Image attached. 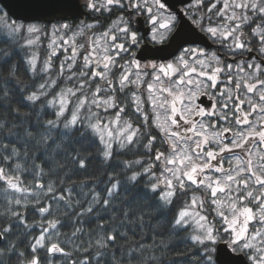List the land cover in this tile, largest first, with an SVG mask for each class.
Here are the masks:
<instances>
[{"label": "snow or ice", "instance_id": "6c2138e0", "mask_svg": "<svg viewBox=\"0 0 264 264\" xmlns=\"http://www.w3.org/2000/svg\"><path fill=\"white\" fill-rule=\"evenodd\" d=\"M0 45V264H264V0H25Z\"/></svg>", "mask_w": 264, "mask_h": 264}, {"label": "trees", "instance_id": "16d2710c", "mask_svg": "<svg viewBox=\"0 0 264 264\" xmlns=\"http://www.w3.org/2000/svg\"><path fill=\"white\" fill-rule=\"evenodd\" d=\"M0 9L3 10V12H6L0 5ZM10 19H12L10 16H9ZM115 18V16L112 17L111 20H109L105 25L104 27H107L112 21L113 19ZM81 20H83L85 23H91L92 22V19L89 17V16H86L85 19H75V20H70V21H67L69 23H72L73 25H79L81 23ZM52 38L51 37H41V41L37 42V46L34 50L38 51L41 55V59L44 58V56L47 54V45L49 43V41L51 40ZM55 39V38H53ZM80 42H82L81 39H79ZM0 47H3V45H0ZM22 79H27L26 77H22ZM84 155L86 156H89L91 158V162L89 164V172L86 174V175H91V174H99L101 171H102V168H103V165H102V162H100L98 159H97V153H96V150L95 149H86L84 152H83ZM177 209H179L180 207H182V203H179L177 204ZM155 223V222H154ZM183 235H186L185 234H181V236H174L172 237V244L177 246L176 249H175V252H173L170 256H169V259H171L172 257H174L176 255V253H182V252H185V251H192V249L190 248H187L186 245H184L183 243H181V237Z\"/></svg>", "mask_w": 264, "mask_h": 264}, {"label": "water", "instance_id": "95a60500", "mask_svg": "<svg viewBox=\"0 0 264 264\" xmlns=\"http://www.w3.org/2000/svg\"><path fill=\"white\" fill-rule=\"evenodd\" d=\"M25 3V0H0V5L1 7L7 12L9 13V16L12 19H16L17 16L21 15V8L22 5ZM177 7H181V5L179 3H177ZM11 10V11H10ZM82 12H84V15L82 16H77L72 20L75 19H85L86 16H88V11L86 9H82ZM137 27H139L140 32L144 33L145 31V26L143 24V20L141 19V21L139 22V24H137ZM147 42V41H146ZM200 46L202 47H209V49H211L213 46L211 40L205 39V42L203 44H201ZM141 48L144 51L150 50L153 48V45L151 44H147V48H144V45L141 46ZM139 55V53H138ZM205 103H207V101H205Z\"/></svg>", "mask_w": 264, "mask_h": 264}, {"label": "flooded vegetation", "instance_id": "af4514ba", "mask_svg": "<svg viewBox=\"0 0 264 264\" xmlns=\"http://www.w3.org/2000/svg\"><path fill=\"white\" fill-rule=\"evenodd\" d=\"M141 34H143V33L141 32ZM144 43H147V42L145 41ZM147 44H151V43H147ZM142 45H144V44L142 43ZM142 45H141V46H142ZM151 45H152V44H151ZM216 47H217L216 45L213 46L211 50H215Z\"/></svg>", "mask_w": 264, "mask_h": 264}, {"label": "rangeland", "instance_id": "374dc122", "mask_svg": "<svg viewBox=\"0 0 264 264\" xmlns=\"http://www.w3.org/2000/svg\"><path fill=\"white\" fill-rule=\"evenodd\" d=\"M114 20H115V18L113 19V21H114ZM111 23H112V22H111ZM111 23H110V24H111ZM51 38L53 39L54 37H51ZM79 39H80V38H78V40H79ZM82 42H83V41H82ZM225 166L227 167V164H226Z\"/></svg>", "mask_w": 264, "mask_h": 264}]
</instances>
